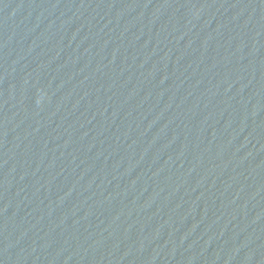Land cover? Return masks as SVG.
I'll return each instance as SVG.
<instances>
[{"label": "water", "instance_id": "water-1", "mask_svg": "<svg viewBox=\"0 0 264 264\" xmlns=\"http://www.w3.org/2000/svg\"><path fill=\"white\" fill-rule=\"evenodd\" d=\"M0 264H264V0H0Z\"/></svg>", "mask_w": 264, "mask_h": 264}]
</instances>
